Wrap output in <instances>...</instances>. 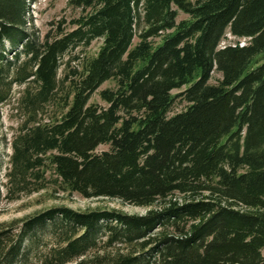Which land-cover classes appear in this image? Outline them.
<instances>
[{
  "label": "trees",
  "instance_id": "1",
  "mask_svg": "<svg viewBox=\"0 0 264 264\" xmlns=\"http://www.w3.org/2000/svg\"><path fill=\"white\" fill-rule=\"evenodd\" d=\"M33 1L0 0V103L24 87L5 197L43 189L48 165L70 194L146 212L43 210L0 226V264H25L40 230V264H264V0H68L80 15L41 41ZM97 39L81 71L63 62Z\"/></svg>",
  "mask_w": 264,
  "mask_h": 264
},
{
  "label": "rangeland",
  "instance_id": "2",
  "mask_svg": "<svg viewBox=\"0 0 264 264\" xmlns=\"http://www.w3.org/2000/svg\"><path fill=\"white\" fill-rule=\"evenodd\" d=\"M28 5L27 30L29 33L35 32L40 41L47 33H54L58 27L69 30L71 28V26L68 25L70 20L77 18L81 13L80 9L70 7L68 0H34L33 2H29ZM188 18V15L178 11L176 22ZM156 42H158V40ZM236 42L242 46L245 45L248 40L237 39L229 33H226L224 39L220 43V48L233 45ZM136 43L137 39H134L132 46ZM101 45L102 40L97 39L92 41L87 47L79 46L68 52L64 56L63 62L68 60L69 69L76 68L78 71H81L86 62L96 56ZM18 49L21 50L20 47H18ZM6 50H10L8 44H6ZM10 56L11 55H8V58H10ZM62 75L63 67L58 70V78L61 79ZM220 78L221 74L214 71L210 83L216 84ZM23 89V86L13 85L9 92V99L4 103H0V226H9L13 221L24 220L38 212L59 206H65L77 212L113 209L127 214L143 215L146 212L145 208L126 204L118 199L102 197L85 199L76 193L70 194L65 186L61 184L60 179L56 176L52 168L48 165H46L47 169L44 174L45 187L43 189L29 194H21L16 199L5 197L7 184L6 174L9 171V160L12 153L11 141L18 133L19 127L24 120V116L18 106V101L22 95ZM105 89L115 90L116 82L113 80L104 82L98 90L91 95L89 104L98 105L103 108L107 107V104L100 97V92ZM182 90L172 92L173 95H176V99L169 115L182 112L187 108L188 104L179 95ZM42 109L43 111L40 116L44 121L47 120L49 116L53 115L51 107H42ZM49 110L50 112H48ZM107 150V145L100 146L97 149L98 152ZM48 232V230H40L30 241L25 242L26 246L29 245L30 242L33 243L32 250L27 256L25 264H40L39 261L44 258L47 252L55 245V241L48 237ZM262 254H264V250Z\"/></svg>",
  "mask_w": 264,
  "mask_h": 264
}]
</instances>
